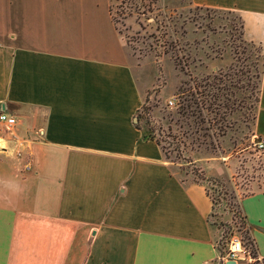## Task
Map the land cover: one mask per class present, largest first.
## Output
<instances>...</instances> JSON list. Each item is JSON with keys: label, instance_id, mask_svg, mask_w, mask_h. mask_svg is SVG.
I'll return each instance as SVG.
<instances>
[{"label": "crops", "instance_id": "crops-1", "mask_svg": "<svg viewBox=\"0 0 264 264\" xmlns=\"http://www.w3.org/2000/svg\"><path fill=\"white\" fill-rule=\"evenodd\" d=\"M96 1L92 15L86 0H0L22 20L21 44L0 41V111L17 119L0 148V264H227L204 183L182 181L137 125L144 91L110 0ZM191 1L236 12L264 55V0ZM49 3L69 13L47 17ZM253 131L264 138V65ZM252 183L239 206L264 259V180Z\"/></svg>", "mask_w": 264, "mask_h": 264}, {"label": "rangeland", "instance_id": "rangeland-1", "mask_svg": "<svg viewBox=\"0 0 264 264\" xmlns=\"http://www.w3.org/2000/svg\"><path fill=\"white\" fill-rule=\"evenodd\" d=\"M96 3L86 0L92 15L100 13ZM108 7L144 91L137 122L161 141L182 181L204 183L213 204L209 222L219 229V258L232 232L251 250L239 201L255 188L252 182L264 180L262 152L252 145L262 46L244 39L236 12L191 0H110ZM77 8L70 9L77 14ZM44 9L47 17L54 10L60 17L69 13L54 3ZM7 10L15 31L1 24L0 41L21 44L20 6L0 5V21Z\"/></svg>", "mask_w": 264, "mask_h": 264}, {"label": "built area", "instance_id": "built-area-1", "mask_svg": "<svg viewBox=\"0 0 264 264\" xmlns=\"http://www.w3.org/2000/svg\"><path fill=\"white\" fill-rule=\"evenodd\" d=\"M16 122L17 119L14 115L8 113L5 110L0 111V148L3 146L4 133L8 130H11ZM252 145L254 149L264 152V138H256L253 136ZM222 259L224 261L232 260L234 264L240 262L252 264L255 260L251 254V251L244 246L241 238L236 232H232L228 236L224 256H222Z\"/></svg>", "mask_w": 264, "mask_h": 264}, {"label": "trees", "instance_id": "trees-1", "mask_svg": "<svg viewBox=\"0 0 264 264\" xmlns=\"http://www.w3.org/2000/svg\"><path fill=\"white\" fill-rule=\"evenodd\" d=\"M189 106V104H187L186 105V107H188ZM138 118H139V116H138ZM137 125H139V123H137ZM143 135H144V137H147V138H150V139H154L159 145H160V147H161V149H162V151L164 152V146L162 145V143H161V141L159 140V139H157V138H154V136H152V135H147L144 131H143ZM169 136V135H168ZM174 138V137H173ZM243 217V216H242ZM243 220L245 221V219H244V217H243ZM248 239H249V243H250V245H251V253H252V255H253V257L255 258V261H254V263L253 264H259L258 263V260H259V256L257 255V251H256V248H255V246L253 247V241H252V239L251 238H249L248 237ZM223 252H225V251H223ZM222 254V253H221Z\"/></svg>", "mask_w": 264, "mask_h": 264}, {"label": "water", "instance_id": "water-1", "mask_svg": "<svg viewBox=\"0 0 264 264\" xmlns=\"http://www.w3.org/2000/svg\"><path fill=\"white\" fill-rule=\"evenodd\" d=\"M137 120V119H136ZM233 263V261L232 260H228L227 261V264H232Z\"/></svg>", "mask_w": 264, "mask_h": 264}]
</instances>
